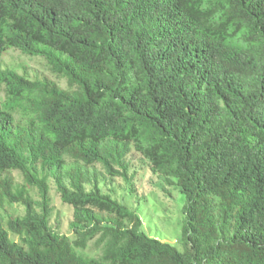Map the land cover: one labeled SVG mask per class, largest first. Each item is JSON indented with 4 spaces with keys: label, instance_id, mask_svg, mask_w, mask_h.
<instances>
[{
    "label": "trees",
    "instance_id": "16d2710c",
    "mask_svg": "<svg viewBox=\"0 0 264 264\" xmlns=\"http://www.w3.org/2000/svg\"><path fill=\"white\" fill-rule=\"evenodd\" d=\"M10 50L67 89L5 68ZM0 86V207L25 208L7 222L20 242L0 216V264H264V0H0ZM132 146L185 196L182 252L88 171L130 183ZM94 240L100 259L75 252Z\"/></svg>",
    "mask_w": 264,
    "mask_h": 264
},
{
    "label": "rangeland",
    "instance_id": "374dc122",
    "mask_svg": "<svg viewBox=\"0 0 264 264\" xmlns=\"http://www.w3.org/2000/svg\"><path fill=\"white\" fill-rule=\"evenodd\" d=\"M3 65L20 75H26L29 79H49L67 89L66 81L55 75L43 58L28 57L22 55L18 50H10L3 58ZM4 101V87L0 86V103ZM15 117L17 121H20L19 114H16ZM71 162L72 160L68 159L70 165ZM126 164L130 183H126L120 177L110 176L102 165L89 167L88 171L92 177L96 176L97 186L102 194L136 212L142 222V231L147 236L163 243H169L182 252L184 194L176 185L166 186L152 171L151 164L133 146L126 157ZM11 176L15 178L18 185H23V178L19 172H12ZM66 184L69 186V180H66ZM49 188L52 208L50 225L73 243L76 240L70 228L73 220V208L61 201L53 178L49 179ZM85 189L92 190L93 184L87 183ZM29 192L34 200L39 201V195L35 189H29ZM24 214L25 208L21 204L5 202L0 207L3 226L13 242L20 241L8 230L7 222L9 218L23 217ZM74 250L79 256L87 259H100L103 255L102 247L98 246L96 240L89 242L84 250L79 248H74Z\"/></svg>",
    "mask_w": 264,
    "mask_h": 264
}]
</instances>
